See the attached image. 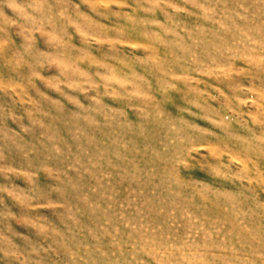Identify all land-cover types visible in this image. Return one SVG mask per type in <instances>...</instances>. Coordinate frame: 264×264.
Here are the masks:
<instances>
[{
    "label": "rangeland",
    "instance_id": "1",
    "mask_svg": "<svg viewBox=\"0 0 264 264\" xmlns=\"http://www.w3.org/2000/svg\"><path fill=\"white\" fill-rule=\"evenodd\" d=\"M0 264H264V0H0Z\"/></svg>",
    "mask_w": 264,
    "mask_h": 264
}]
</instances>
